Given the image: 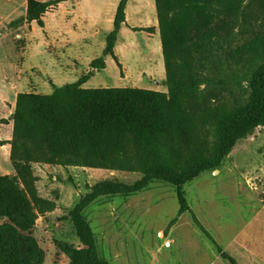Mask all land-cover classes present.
I'll use <instances>...</instances> for the list:
<instances>
[{
    "label": "trees",
    "instance_id": "1",
    "mask_svg": "<svg viewBox=\"0 0 264 264\" xmlns=\"http://www.w3.org/2000/svg\"><path fill=\"white\" fill-rule=\"evenodd\" d=\"M64 0H27L36 20ZM129 0H119L106 47L91 62L117 60L115 45ZM167 92L138 87L85 88L89 71L52 93L21 92L13 114L10 161L0 174V264H43L46 252L33 235L37 219L51 227L67 264H112L100 253L87 211L100 199L130 196L154 181L170 184L179 213L193 212L185 184L220 169L237 142L264 126V0H155ZM154 32V27H133ZM36 166L139 172L133 182L103 179L60 218H51L59 192L44 195ZM62 181L59 174L50 176ZM53 185V183H50ZM62 221L64 226L58 227ZM231 264L236 260L220 249Z\"/></svg>",
    "mask_w": 264,
    "mask_h": 264
},
{
    "label": "crops",
    "instance_id": "2",
    "mask_svg": "<svg viewBox=\"0 0 264 264\" xmlns=\"http://www.w3.org/2000/svg\"><path fill=\"white\" fill-rule=\"evenodd\" d=\"M131 1L129 0L126 6V23L122 25L115 45L117 60L111 55L105 56L106 66L101 70L92 68L91 62L103 54L106 35L113 29L119 0H116L114 7L108 11L96 10L92 0H84L80 3L77 0L61 1L43 14V26H40L36 20L24 21L12 26V22L26 15L27 0L22 6H18L15 0L0 2V174L14 173L10 161V140L13 133V114L19 93L49 94L53 92L55 86L77 81L89 71L93 74L82 84V87H138L166 91L160 90L158 80L157 87H153L148 82L156 76L164 77L163 73L166 74V71L163 68L146 70L136 66L139 59L137 53H134L131 59L125 56V50L133 46L131 41L123 36L124 33L128 32L130 27L137 25H153V14L148 15L147 10L154 11L156 8L154 0H149V4L139 3L140 8L144 10V18L140 20L138 18L140 13L131 14L129 11ZM156 21L158 22V19ZM144 74L146 78L143 77ZM159 183L161 182H157L152 189L150 186L135 195L100 199L94 205L106 204V208L116 212L115 217L118 221L125 216L131 218L134 215V219H130L129 222L131 225L136 224L137 215L147 214L156 208V204L160 205L166 199L172 198L173 191L177 198L172 186L173 190L164 185L167 183ZM149 190H153L154 194L147 196L145 193ZM60 194L58 205L64 199L67 201L68 197V194L64 195L63 188ZM190 207L201 222L197 211L191 204ZM204 228L208 230L207 227ZM157 229L160 236H167L163 243L167 246H172L176 242L174 235L177 236L181 232L185 235L184 259L187 264H212L207 258L206 233L195 224L190 212L180 214L177 209L169 218L167 227L163 229L157 226ZM140 232L138 230L133 234L139 236ZM137 239H128L123 235L117 239L111 235V232L106 236L109 245H116L113 256L115 260L120 259V264L131 263V258L134 257V253L130 252L131 242ZM249 246L251 260L249 263L256 264L255 260L264 263V256L258 250L259 245L254 241ZM162 247L160 243L158 251ZM229 254L237 264H240L237 257ZM221 259L227 260L223 256Z\"/></svg>",
    "mask_w": 264,
    "mask_h": 264
},
{
    "label": "rangeland",
    "instance_id": "3",
    "mask_svg": "<svg viewBox=\"0 0 264 264\" xmlns=\"http://www.w3.org/2000/svg\"><path fill=\"white\" fill-rule=\"evenodd\" d=\"M3 1L8 0H0V2ZM24 1L15 0L18 6H22ZM77 1L80 3L84 0ZM92 2L96 10L108 11L114 7L116 0H92ZM141 2L149 4V0H132L129 2V11L131 14L140 13L138 18L143 20L144 10L139 6ZM153 2L155 4V0ZM147 13L148 15L153 14L154 24L137 25L136 27H154V32L135 31L133 27H130L123 36L131 41L133 48L126 49L124 53L129 59L137 53L139 56L137 67L146 70L161 68L165 70L159 25L156 21V8L154 11L148 9ZM165 75L163 73L164 77L156 76L148 82L153 87H157L158 80L160 90L167 92ZM143 77L146 78V75L144 74ZM60 168L35 167L36 172L41 176L38 186L42 194H55L56 191L61 193L62 188L64 195L68 194L67 201L63 196L64 201L58 205L61 195L59 194L57 208L51 218L55 216L60 218L66 214L78 198L87 191V187L97 181L119 179L124 182H133L142 176L139 172L102 168L71 167L69 170ZM58 172L62 181L54 182L50 176ZM157 182L160 181L151 183V189ZM164 185L172 188L169 184ZM185 190L189 203L201 219V224L203 223L202 225L210 231V234H206L209 262L231 264L228 260L221 259V249L237 257L240 264H250L249 244L254 241L259 245L258 250L264 256V126L257 127L248 137L239 140L220 169L201 174L193 181L186 183ZM145 194L148 196L154 192L149 190ZM156 205V208L149 213L137 215V222L133 225L129 221L134 219V215L131 218L125 216L124 219L118 221L115 217L116 212L106 208V204L91 205L86 214L97 237L101 255L112 264L121 263L120 259L115 260L113 256L116 245H109L106 242V236L111 232V235L117 239L122 235L127 236L128 239L138 238L137 241L132 240L131 242L130 252L134 253V257L131 258V263L126 264H187L184 259L186 255L183 240L185 235L181 234L182 232L177 236L174 235L176 242L172 246H167L163 244L167 236H160L157 229V226L166 228L169 218L179 209V202L174 191L172 198ZM36 225L38 226H35L33 235L46 252L43 264H67L69 258L56 246L48 223L43 217H39ZM57 226L64 225L62 221H59ZM138 230L141 234L134 235ZM160 243L163 247L158 251ZM254 262L264 264L261 261L255 260Z\"/></svg>",
    "mask_w": 264,
    "mask_h": 264
}]
</instances>
